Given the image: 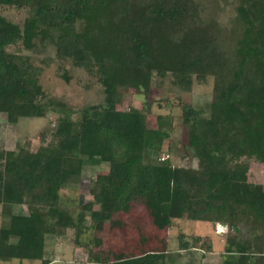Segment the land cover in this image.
Wrapping results in <instances>:
<instances>
[{
    "label": "trees",
    "instance_id": "trees-1",
    "mask_svg": "<svg viewBox=\"0 0 264 264\" xmlns=\"http://www.w3.org/2000/svg\"><path fill=\"white\" fill-rule=\"evenodd\" d=\"M208 1L0 0L29 11L22 25L0 16V113L11 124L55 116L51 139L37 151L0 148V206L28 208L27 214L2 211L9 222L0 227L1 262L49 264L46 238L71 229L77 240L88 214V263L168 264L172 220L189 214L195 221L227 219L230 227L249 219L262 225L257 242L226 241L220 255L222 264H264V185L248 182V161L264 165V0H232L228 28L207 13ZM18 43L30 52L53 47L58 60L97 76L102 103L74 118L65 103L44 94L41 69L30 57L7 51ZM167 75L183 92L193 79L214 78L208 117L180 104L184 120L200 124L187 140L198 172L145 162L160 131L146 127L151 81ZM127 91L144 96L141 108L121 106ZM85 158L108 169L94 179L93 203L73 217L62 208L60 191L82 182ZM136 205L146 218L129 225L124 218ZM126 229L134 232L129 250L105 246L106 233ZM186 238L178 234L179 252H214L210 235Z\"/></svg>",
    "mask_w": 264,
    "mask_h": 264
},
{
    "label": "rangeland",
    "instance_id": "rangeland-1",
    "mask_svg": "<svg viewBox=\"0 0 264 264\" xmlns=\"http://www.w3.org/2000/svg\"><path fill=\"white\" fill-rule=\"evenodd\" d=\"M207 13L218 18L222 26L228 28L235 15L232 0H210L206 4ZM207 14V15H208ZM208 15V16H209ZM0 16L22 25L29 16L27 9H16L9 6H0ZM9 53L29 56L32 63L41 69L39 83L44 94L48 98L62 101L74 111L73 117H77V111L89 105L100 104L103 101L102 86L97 76L88 74L81 68L72 65L69 60H58L53 47L41 51L30 52L22 48L20 43L7 48ZM171 77L167 75L163 79L154 76L151 81L148 101L153 103L151 111L146 114V127L152 132L160 130L151 137L152 144L147 151L145 162L153 164H170L181 169H190L193 172L201 170L199 159L193 149L188 146L189 136L193 129H198V122L184 120L180 104H187L194 110L202 112L203 117L209 115L208 105L213 99L214 78L208 76L205 82H197L193 79L190 92L180 91L171 83ZM145 98L140 93L127 91L124 93L121 106L124 108H141ZM54 114L47 113L45 118L20 119L16 124L8 123L5 115L0 113V148L7 150L25 149L35 152L43 147L51 137L50 132L54 127ZM200 136H206L204 128L198 130ZM44 137V140L42 139ZM81 171L82 182L78 185L65 186L60 191L61 206L73 217L81 212L80 206L85 203H93L90 189L97 175L107 172V163L83 159ZM248 182L264 185V165L258 164L253 159L248 161ZM4 208V209H3ZM10 208L0 206V227L9 222L7 215L2 211ZM12 213H28L26 205L11 207ZM213 216H210L212 218ZM146 216L144 211L136 205L125 222H136ZM237 222L230 227L228 220L214 222L195 221L189 214L182 218L172 220V226L168 233L167 249L169 252L168 264H222V253L226 241L257 242V238L263 233V226L253 223L252 220ZM129 223V225H131ZM84 226L87 228L76 240L74 230L67 229L61 236H48L45 243L44 259H54L50 264H90L87 262V251L92 238L93 222L88 214L84 217ZM144 227V226H143ZM150 232V228H144ZM185 234L190 241L192 234L200 236L210 235L214 252L202 255V252L188 250L178 251V234ZM105 246L113 250L127 251L132 247L134 232L132 229L125 231H113L105 234ZM52 261V260H51ZM41 264L40 261H36ZM0 264H18V260L0 262ZM25 264H29L25 261Z\"/></svg>",
    "mask_w": 264,
    "mask_h": 264
},
{
    "label": "crops",
    "instance_id": "crops-1",
    "mask_svg": "<svg viewBox=\"0 0 264 264\" xmlns=\"http://www.w3.org/2000/svg\"><path fill=\"white\" fill-rule=\"evenodd\" d=\"M51 260H52V261H51L50 263L55 262L54 259L51 258ZM12 261H13V260H12ZM0 262H1V261H0ZM2 263H4V262H2ZM8 263H9V262H8ZM50 263H49V264H50ZM18 264H25V261H22V262H19V261H18ZM29 264H30V263H29ZM34 264H37V263L35 262Z\"/></svg>",
    "mask_w": 264,
    "mask_h": 264
}]
</instances>
